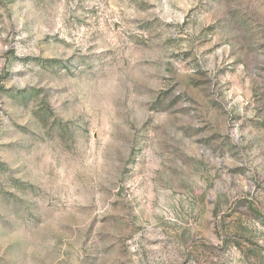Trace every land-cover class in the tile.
I'll return each instance as SVG.
<instances>
[{"label": "rangeland", "instance_id": "1", "mask_svg": "<svg viewBox=\"0 0 264 264\" xmlns=\"http://www.w3.org/2000/svg\"><path fill=\"white\" fill-rule=\"evenodd\" d=\"M0 264H264V0H0Z\"/></svg>", "mask_w": 264, "mask_h": 264}]
</instances>
